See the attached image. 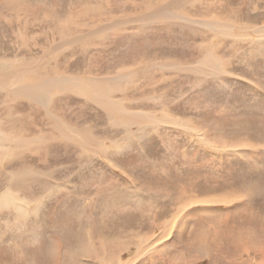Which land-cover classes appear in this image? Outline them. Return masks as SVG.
Returning <instances> with one entry per match:
<instances>
[{
	"label": "rangeland",
	"instance_id": "1",
	"mask_svg": "<svg viewBox=\"0 0 264 264\" xmlns=\"http://www.w3.org/2000/svg\"><path fill=\"white\" fill-rule=\"evenodd\" d=\"M171 1L173 0H165L164 4ZM185 1L179 5V9L185 15H190L194 22L202 20L230 26L229 33L237 34L236 38L219 37L205 30L201 31L200 36H194L188 29L165 30L163 27L166 22L163 21L124 23L127 18L132 20L137 18L135 16L141 17L142 13L131 14L135 11L134 5L146 4L148 0H13L17 8V13L12 14L15 22L7 24L3 22L4 19H0V25L7 26L0 28V59L17 57L22 61H30L42 57V47L51 49L58 44L54 47L43 44L49 37L46 33H51L47 25L41 23L47 9L56 8L60 17L67 16L70 11L75 14L79 9L92 4V19L97 20L88 22L95 27L113 24L112 19L120 17L118 21L122 23L118 27L105 36H100L101 38H98L100 34H96L92 43L87 44L91 48L92 58H96L89 65L85 64L87 57L78 52L76 45L67 44L63 46L59 57L51 62L56 65L66 64L68 61L67 64H72L74 68L67 69V72L72 74H79L90 66L93 74L99 78L109 71L112 76L122 67V87L133 99L127 105L128 110H144L156 115L145 120L150 125L145 128L141 138L139 133L137 136L133 134L131 142L122 147L116 146L120 149L111 147L107 154L99 152L84 156L82 162L86 164V168H80L81 172L77 175L79 177L75 176L74 182H66L71 176L70 172L63 175L52 174V179H47L53 185L55 182H62L66 192L73 189L72 183L84 188V182H87L95 188L105 189L107 195L110 188L116 190V193L113 197H106L109 202L102 205V210L98 207L93 211L94 215L95 211H105L107 216L99 213V218L92 216L89 219L91 213L84 211V205L93 201L87 198L93 196L95 191L91 192L94 188L90 191L87 189L89 192L84 189L85 193L80 195L83 194L81 197L85 198L79 199L82 204H76L80 209L78 212L84 215L79 217L82 221L78 225L79 218L74 213L76 209L73 202L66 201L64 205L57 207L54 200L44 201L42 211L30 214L28 227L23 225L17 231L29 228V235L16 241L23 242V246L29 248L32 254L36 250L39 262L49 257L47 242L51 236L57 242L60 239L64 245H74L77 238L79 242L87 240V237L82 240V234L87 230L91 231V238L94 234H99L97 227L93 229V224L102 220L100 227L121 241L130 239L131 230L139 232L140 236L151 234V249L146 251L147 255L145 250L143 254L139 251L123 252L119 257L123 263L132 259V264H264V43L257 41L250 45L249 39H245L248 38L245 34L251 33V27L264 24V0ZM151 2L153 10L154 7L161 6L163 0ZM0 9H4L2 5ZM107 14L110 15L109 18ZM12 16L7 15V20L12 19ZM104 17L107 19L104 20ZM100 19L103 21L101 24ZM17 20H22L21 24L17 25ZM26 20L34 24L22 26ZM1 29L7 31L2 32ZM24 32L26 37L18 38ZM68 33H64V37ZM82 33L87 31L78 34ZM32 36H35L34 40ZM57 36L58 34L53 37L55 42L59 40ZM135 36L129 41L126 39ZM251 37L252 40L259 38L253 35ZM126 44H138V49L141 50L136 57H127L122 65L121 61L117 63L116 60L120 47ZM199 45H216L217 51L214 50L215 53H211V56L221 58L225 73L217 74L210 68H199L202 57L196 53ZM107 51L111 58L106 57L105 62L99 56L106 55ZM121 56L123 57L122 54ZM170 63L179 65L181 69ZM184 67L189 70L180 73ZM191 69L200 72H191ZM136 70H140V73L132 76L131 73L134 74ZM128 77L131 78L130 83L126 82ZM70 97L77 103L83 102L75 95ZM115 98H122V94H117ZM55 102L59 104L57 98ZM63 102L68 103L67 100ZM19 103L8 101L6 105L3 104L0 120L4 122L2 112L6 107L19 106ZM73 105L76 106V103ZM92 109V117L82 118L78 125L84 128L91 124L94 130H88L89 133L93 137L100 135L107 147L112 146L111 143L117 137L121 138L119 129L109 126L108 121L101 120L102 112L96 106H92ZM22 110L13 107L12 112L22 113ZM163 114L170 118L165 119L161 116ZM43 115L44 112H40L38 116L40 118ZM67 115L68 121L77 123L76 119L69 117V112ZM171 120H182L191 129L174 127L172 122L169 123ZM44 124L43 127L47 128L48 124ZM2 125L0 129L3 133L15 131ZM117 131L118 134L115 135ZM12 133L14 139L22 136L17 131L19 136ZM108 134L113 136L109 138L111 142ZM34 150L40 152L41 147L36 146ZM61 153V162L51 159L45 171H51L57 166L55 164L69 166L74 163L71 159H64L65 153ZM74 165L75 163L70 167ZM14 168L17 169L18 166ZM34 192L36 197L43 195L38 189ZM187 199L190 205L184 207L189 202ZM54 206L58 210L59 223H44ZM110 214L115 216L112 221L107 219ZM9 218L10 213H0V222ZM12 222L13 220L10 221L12 226H15ZM122 225L125 226L124 229ZM69 227L70 237L66 234ZM52 229L54 233H51ZM120 229L124 232H118ZM0 250L3 251L0 252V258H12L8 253L3 254L8 251L6 248L0 247ZM46 260L41 264H50ZM77 260L83 263L87 261L86 264L95 263L84 255H78Z\"/></svg>",
	"mask_w": 264,
	"mask_h": 264
},
{
	"label": "bare ground",
	"instance_id": "2",
	"mask_svg": "<svg viewBox=\"0 0 264 264\" xmlns=\"http://www.w3.org/2000/svg\"><path fill=\"white\" fill-rule=\"evenodd\" d=\"M164 1L165 0L160 3L161 6H156L158 8L154 7L153 10V4L151 0H148L146 4H135L133 9L135 11H133L131 14L134 15L136 13H142L141 17L135 16L137 18H133L132 20L127 18L124 23L127 22V24H138L139 22L153 23L163 21L167 23H164L163 29L165 30L188 29L194 36H200L201 31L205 30L206 32H211L212 34H215L219 37L224 36L226 38H236L237 34L235 35L229 33L228 29L230 26L221 24L218 25L213 22L202 20L194 22L190 15H185V13L179 9V5L183 2H186L185 0H173L169 2V4H164ZM19 3H21V1ZM0 5H2L4 8L0 9V19H4L3 22H7V24H12V22H15L13 20L15 17H13L12 14L17 13V8L13 0H0ZM25 10L26 8L24 7V11ZM79 10L80 11L77 13L74 12L75 14L70 11L67 16L60 17L59 11L56 8L47 9V11L44 12L41 23L47 25V28L51 30V33H46L49 35V37L47 40L43 41V44L46 46L51 45L53 47L56 45V43L58 44L56 47L51 49L50 47H42V53H44L42 57L39 58V60L32 59L30 61H22L21 58L17 57L11 59H0V112L3 104L6 105L8 101L20 102L18 104L19 106L11 105V107L5 108V110L2 112V118L4 119V122L0 120V128L3 126L2 124H4L6 128H11L9 130H15L12 131L15 134L17 131L20 133V135H22L21 137L14 139L13 133L11 131L9 133L7 132L8 134H6L0 129V213L3 211H6L7 214L10 213L9 219L0 222V247L6 248L8 250L3 253L4 255H7L8 253L10 256H12V258L1 257L0 264H41V262L45 261L47 258L48 261H50V264H86L85 262L87 261L83 263L77 260L78 255L87 256V258L95 262L94 264H132L134 262L132 259L129 260L128 263L121 262V258L119 259L121 253H133L134 251V253H137L139 251V253L143 254L144 252L146 253L147 250L149 251L151 249V234L140 236L139 232L131 230L132 236L130 239L127 241L123 239V241H121L118 238L107 234L108 231L100 227V224L103 223L102 220H97L96 222L98 224H93V229L95 230L97 227L96 230L99 232V234H94L91 238L90 235L92 233H90L91 231L87 230L86 232L89 233L84 232L82 234V240H84L86 237L87 240L79 242L77 238V240L74 241V245L70 244L68 246V243L64 245L60 239L59 242H57L51 236L50 240L47 242V255L49 257H46L45 259L43 258L41 262H39V256H37L38 259L36 258V250H33L32 254L31 251L28 250L29 248L23 246V242H16L18 238L24 239V235H29V228L24 229L22 232L17 231L21 230L23 225L28 227V221L31 218L30 214L32 212L37 213L39 210L42 211L43 207L41 206L43 205L44 201L52 202V200H54L57 202V207L64 205L66 201L70 203L73 202L72 205H74V208L76 209V212L74 211V213L77 214L76 217H84V215L78 212L80 209L76 205L82 204L79 199L85 198L81 197L85 193L83 191L84 189H86V191L87 189L90 191L92 188H94L91 192L95 191L93 196L87 198H90L89 200L93 201H89L87 206L84 205V211H89L91 213L89 219H91L92 216L94 218H99V213H101V211L99 213L95 211L94 215V209L101 207L102 210V205H104L107 201L106 197H113V195L116 193V190L110 188L107 195L105 189L98 187L95 188L93 184H87V182H84V188H79L77 184L72 183L73 189L67 190L66 192L64 191L65 187L62 186V182L58 181V183L55 182L53 185V183L49 182L48 180L52 179V174L56 175L57 173H60L61 175L62 173L63 175L67 172H70L71 176L70 178L66 179V182H74L73 179H75V176L79 177L77 175L81 172L80 168H86V164L82 162V160L85 159L84 156L87 157L88 154L91 156L99 152H104L105 154L111 147L113 149H120L116 148V146L122 147L123 144H128L131 142V136L133 134L137 136L139 133L138 136L141 138L143 133H145V128H148L150 125L149 123L145 122V120L149 117L156 116L153 113L147 111L144 112V110H128L127 105L131 103V100L133 99L129 97V92H127L125 88L122 87L124 82V75L121 74L124 70L122 67H120V70H117V72L115 71L116 74L112 76H110L111 72L109 71L107 74H105V76L99 78L93 74V70L90 68V66L86 67V69L79 74H72L67 72V69L74 68L72 64H67L68 61L66 63L67 65L63 63H56V65H54L51 62V60L57 59L59 57V53L62 52L61 50L63 46H66L67 44L73 46L76 45L78 52H80L81 55H84L83 57H87L85 64L88 63L89 65V62L96 60V58H92L90 51L91 48H88L87 44L92 43L91 41L93 38H96L94 37L96 34H100L98 38H101L100 36H105V34L110 33L122 23H119L118 21V18L120 17L116 16L117 20L112 19L113 24L109 23L107 25L104 24L100 27H95L90 25L88 22V20H97L92 19L93 5L89 4L85 7V9ZM19 12L20 11L18 10V13ZM7 15H11L12 19L7 20ZM106 16L109 18L110 15L107 14ZM106 19L107 18L104 17V20ZM20 22H22V20H17V25L21 24ZM101 23H103L102 19H100V24ZM23 24L24 25L22 26L29 27L31 24H34V22L31 23L30 20H26ZM3 26L7 28V26L4 24L0 25V28ZM149 29L150 28H148V30ZM1 31L5 32L7 29H1ZM81 31H87V33L78 34ZM66 32L69 33L66 35V37H64V33ZM26 34H28V32H26ZM57 34V37H59L58 41L60 42H55V38H53ZM245 35L248 36V38L245 39L246 41L249 39L248 42H250V45L251 43L256 44L257 41L264 43V24L251 27V33H247ZM251 35L254 37L258 36L259 38L257 40H252V37L250 38ZM136 36L126 37V39L129 41L136 38ZM21 37H23V39L26 37L25 32L22 33V36H19L18 38ZM31 38L34 40L35 36H32ZM137 45L138 44L131 46L126 44L123 47H120L119 57L116 60L117 63L121 61V64L123 65L127 57H136V54H138L141 50L138 49ZM197 48L198 49H196V53H198V55H202L199 62V68L207 67L214 70V72H217V74L226 72L224 70L225 67H223L221 58L217 56L215 59L213 56H211V53H215L214 50L217 51L216 45H199ZM73 53L74 52L72 51V54ZM99 57L105 60V62H107L106 57L111 58L108 51L106 52V55L104 54ZM62 65H64L66 68ZM170 65L175 68L180 67L174 63H170ZM188 70V67H184L180 73H185ZM142 71H144V69H142ZM198 71L191 69V72ZM139 73L140 70H136L134 71V74L131 73V75L137 76ZM131 75L129 77H132ZM129 77L126 80L127 83L131 82V78ZM117 94H122V98H115ZM70 95H75V97L81 98L83 102L77 103V101L72 99ZM56 98L59 100V104L55 102ZM153 98L157 99V97ZM63 100H67L68 103H64ZM24 103L26 105H23ZM74 103H76V106H72ZM25 106H27V109ZM92 106H96L101 110V117L98 116L101 118V120L108 121L110 124L109 126L119 129L118 131L120 132L121 138L117 137V140L111 143L112 146L107 147V144L101 139L100 135H98V137H93L94 135L89 133L88 130L91 132L94 130V128L91 127V124L84 126V128L78 125V122L82 121V118L92 117ZM13 107L19 110H26H22V113H16L18 114L16 115L12 112ZM87 109H89V111ZM17 112L19 111L17 110ZM40 112H44V115L39 118L38 115ZM68 112L71 114L69 117L76 119L77 123H72L66 119ZM166 115L163 114L161 116L165 119L170 118L168 115ZM171 122L173 123L174 127H180L184 130L191 129V127L182 120L169 121V123ZM44 123L48 124L47 128L43 127V125H45ZM133 128H135V130H133ZM122 129L124 130L121 131ZM118 131L115 133V135L118 134ZM111 137L113 136L108 134V139ZM109 141L111 142L112 140L109 139ZM36 146L41 147L40 152L34 150V147ZM124 148H126L125 145ZM61 152L65 153V157H63L64 159L67 161H70L71 159L74 161L75 165L70 167V165H73L74 163H68L69 166L63 163V165L55 164L57 166L53 167L51 171H45L44 169L51 159H53V161L56 160L61 162ZM76 152L78 153L77 155ZM52 153L54 156H52ZM34 154L37 155L35 156ZM15 166H18V168L15 169ZM1 186L3 189H1ZM37 189L38 191H41L43 195L36 197L37 194L34 192V190ZM56 192H58V194ZM77 193L79 194L77 195ZM80 193L83 194L80 195ZM98 200L99 202L97 203ZM187 201H189V199H187ZM189 205L190 201L186 202L184 207ZM74 208H72V210ZM57 211L58 210L54 206V210L50 212L51 214L46 218L44 223H59ZM71 211L68 213H71ZM96 214L99 215L96 216ZM103 214H106L105 211L104 213H101V216ZM104 216H107V214ZM107 219L108 221H112L115 219V216L112 217L110 214L108 215ZM11 220H13V222L16 224L15 226H12L10 223ZM81 221L82 219L79 218L77 225ZM104 224L106 223L104 222ZM58 226L62 228L61 225L58 224ZM108 227L109 226H107L106 229H108ZM122 227L124 229L125 226L122 225ZM67 230L68 232L66 234L70 237V227ZM82 230L85 231L84 228ZM118 232L122 233L124 230L120 229ZM51 233H54V229H52ZM72 234L74 239V232ZM136 238H138V240ZM45 245L46 243L44 246ZM59 247L61 248L59 249ZM131 249H133V251H131ZM0 252L3 251L0 250ZM145 255H147V253Z\"/></svg>",
	"mask_w": 264,
	"mask_h": 264
}]
</instances>
